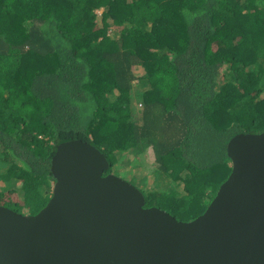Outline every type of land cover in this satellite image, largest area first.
I'll return each instance as SVG.
<instances>
[{
	"label": "trees",
	"instance_id": "16d2710c",
	"mask_svg": "<svg viewBox=\"0 0 264 264\" xmlns=\"http://www.w3.org/2000/svg\"><path fill=\"white\" fill-rule=\"evenodd\" d=\"M260 132L264 0H0V205L41 210L56 146L82 139L105 174L150 148L175 186L145 206L189 221L231 172L229 140Z\"/></svg>",
	"mask_w": 264,
	"mask_h": 264
},
{
	"label": "water",
	"instance_id": "95a60500",
	"mask_svg": "<svg viewBox=\"0 0 264 264\" xmlns=\"http://www.w3.org/2000/svg\"><path fill=\"white\" fill-rule=\"evenodd\" d=\"M227 153L229 176L183 221L105 174L99 147L63 141L47 204L35 214L0 205V264H264V132L236 134Z\"/></svg>",
	"mask_w": 264,
	"mask_h": 264
},
{
	"label": "rangeland",
	"instance_id": "374dc122",
	"mask_svg": "<svg viewBox=\"0 0 264 264\" xmlns=\"http://www.w3.org/2000/svg\"><path fill=\"white\" fill-rule=\"evenodd\" d=\"M99 16L101 9L97 11ZM140 82L134 81L135 91H138ZM133 105L136 109H141V104L136 99L133 100ZM156 167L153 162V154L150 148L140 149L139 151L131 150L118 154V162L114 165L112 173L128 180L140 190L144 188H156L167 191L175 186L174 183L165 181L159 178L156 174ZM3 183L0 182V186ZM179 191H183L178 188ZM4 196H11L13 200H18L19 196L15 192L6 191Z\"/></svg>",
	"mask_w": 264,
	"mask_h": 264
}]
</instances>
